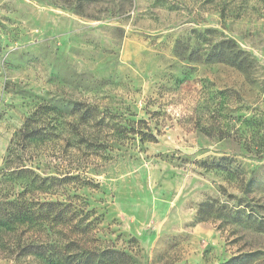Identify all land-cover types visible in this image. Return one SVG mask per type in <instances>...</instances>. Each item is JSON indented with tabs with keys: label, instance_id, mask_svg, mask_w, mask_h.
I'll return each mask as SVG.
<instances>
[{
	"label": "rangeland",
	"instance_id": "1",
	"mask_svg": "<svg viewBox=\"0 0 264 264\" xmlns=\"http://www.w3.org/2000/svg\"><path fill=\"white\" fill-rule=\"evenodd\" d=\"M20 168L51 183L26 199L73 221L0 233V264H41L18 248L53 239L264 264V0H0L1 200Z\"/></svg>",
	"mask_w": 264,
	"mask_h": 264
},
{
	"label": "trees",
	"instance_id": "2",
	"mask_svg": "<svg viewBox=\"0 0 264 264\" xmlns=\"http://www.w3.org/2000/svg\"><path fill=\"white\" fill-rule=\"evenodd\" d=\"M224 43H231V41H225ZM230 54L233 53L230 52ZM226 60L231 65H237L239 68L245 62L244 58L242 61H238L237 54L228 56ZM25 126L28 127V125ZM26 130L20 132L19 136L22 141L30 142L43 139L39 135L40 131L38 129ZM9 175L14 176V179H19V181L24 180L26 191L13 199L9 197L0 199V233L16 234L22 229H27L35 232H46L48 235L51 233L53 236V228L50 229L51 227L45 225L46 223L68 225L73 221L72 215L74 212L71 210L70 204L26 199L24 194L33 190L42 191L47 189L51 183L46 185V180L26 168L12 171ZM87 226L84 225L80 228V224H78L75 229H77V232L84 233ZM18 249L19 257L31 256L38 262L40 261L41 264H128L131 259L126 253L119 250L109 248L91 250L83 248L73 241L60 244L54 239L26 243ZM252 257H254L253 254H240V256L226 260L224 264H250Z\"/></svg>",
	"mask_w": 264,
	"mask_h": 264
}]
</instances>
